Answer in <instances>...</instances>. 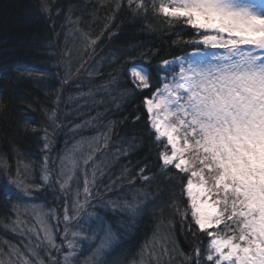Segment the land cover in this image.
<instances>
[{
    "label": "snow or ice",
    "instance_id": "obj_1",
    "mask_svg": "<svg viewBox=\"0 0 264 264\" xmlns=\"http://www.w3.org/2000/svg\"><path fill=\"white\" fill-rule=\"evenodd\" d=\"M52 3L38 0L37 11L51 20L52 34L59 40ZM123 3L133 16L146 18L151 13L162 25H179V33L190 29L187 39L178 35L174 43L186 44L192 51L165 59L155 69L132 65L125 73L131 89H121L119 77L110 74L108 82L70 100L96 105L111 101L119 109L129 96L152 89L144 96L143 107L147 135L157 149L158 171L149 176L146 166L141 167L137 175L144 185L127 191L122 190L126 178L135 184L127 168L104 182L111 167L108 160L127 155L135 142L127 148L117 146L109 157L118 121L109 120L95 135L82 134L101 121L104 113L99 112L69 127L74 142L69 147L66 139L65 148L53 155L58 130L67 127L59 111L61 94L73 76L72 50L65 47L58 63L66 71L53 74L60 87L49 89L57 95L53 107L43 109L48 123L32 128L41 133L39 181L28 179L32 169L28 165L21 169L22 161L15 177L8 175L6 158L0 157V168L7 175L6 182H0V197L11 203L8 222L0 226L22 238L14 243L0 237V264H120L114 254L145 217L155 221L152 235L135 254L121 249L125 264H162L165 257L171 264L174 254L181 257L180 264H264V0H116L114 10ZM60 14L57 9L55 16ZM79 23V18L72 20L69 8L64 24L72 28L64 34L65 44L73 32L87 41L76 73L87 63L83 56L89 49L95 52L99 39H90ZM43 47L55 55L51 42ZM100 66L98 62L88 76L99 75ZM12 72L17 80L50 75L33 68ZM11 79L10 73L0 71V80ZM6 107L0 102V113ZM63 115L67 118L69 113ZM139 119L137 115L135 120ZM157 176L169 182L175 179L180 198L171 184L168 201L157 199L163 191L159 184L155 193L148 192L145 186L151 187ZM42 190L51 191L60 207L36 202L33 198ZM165 207L172 213L167 219ZM109 213L119 218L113 220ZM176 216L181 231L186 228L196 241L191 253L177 249Z\"/></svg>",
    "mask_w": 264,
    "mask_h": 264
},
{
    "label": "trees",
    "instance_id": "obj_2",
    "mask_svg": "<svg viewBox=\"0 0 264 264\" xmlns=\"http://www.w3.org/2000/svg\"><path fill=\"white\" fill-rule=\"evenodd\" d=\"M37 3L38 0H0V71H6L12 76L9 81L0 80V102L7 106L6 110L0 113V157L6 158L9 165L8 175L15 177L17 164L22 161L21 169L25 165L32 169V174L28 179L39 181V166L43 160L41 133L33 132L32 128L41 123H48L43 109L53 107V100L57 93L49 89L60 87L53 74L59 72L63 75L66 71L65 66L58 61L59 54L67 47L72 50L71 71L73 76L61 94L59 109L61 120L67 127L58 130L53 155L59 154L65 148L66 139L69 147L74 142V138L68 132L69 127L95 117L98 112L104 113L98 124L93 128L85 129L82 134L95 135L104 130L109 120L118 121L107 149L109 157L116 151L117 146L127 148L130 143L135 142L133 150L127 155L120 156L118 160H108L111 167L104 177V182H108L109 176L114 179L121 175L127 168V176L134 179L135 184H129L126 178L122 190L139 188L144 185V181L137 175L141 167L146 166V174L149 176L158 171L157 149L148 138L147 114L143 107L144 96L150 95L152 89L129 96L119 109L115 108L111 101L96 105L85 99L74 102L70 100V97H75L81 92L86 93L89 87L94 90L99 84L108 82L110 74L119 77L118 84L121 89L124 87L131 89L133 85L125 73L132 65L155 69L165 59L170 60L192 51L191 47L186 44L174 43L178 35L187 39L191 35V30L179 33V25L169 28L167 25H162L151 13L146 18L133 16L126 3L122 4L119 11H115L116 0H54L51 5L53 19H55L56 31L61 32L57 40L52 34L51 20L46 19L43 14H38ZM69 8L72 9V20L79 18L80 30L88 33L90 39L99 37L95 52L89 49V55L83 56L87 63L79 73H76V68L81 62L79 53L87 41L80 39V32H73L68 36L67 45L65 44L64 34L72 28V25L64 24V14ZM57 9L61 10L59 16H55ZM109 17L112 18L109 19ZM61 24H64L63 31L60 28ZM48 42L55 46V55H50L49 52L52 50H45L43 47ZM98 62L101 65L99 75L89 77L88 72L93 71ZM14 68L39 69L50 75L42 79L17 80V74L12 72ZM77 84L82 87L77 88ZM96 98L99 99V94ZM63 113H69L67 118ZM137 115L140 116L138 121L135 120ZM28 118H31V123L26 124ZM75 139H79V136ZM122 141L124 143H121ZM6 180L5 170L0 168V182H6ZM158 184L163 191L157 199L164 201L170 199V192L173 188L169 187V184L174 186L177 198H180L179 184L175 179L169 182L157 176L156 180L152 181L151 187L145 186L146 190L155 193ZM33 199L36 202L60 207L51 191L42 190ZM151 202L150 199L149 203ZM10 210L11 203L0 197V223L8 222L9 215H11ZM109 215L113 220L119 218L111 213ZM171 215V209L165 207V219ZM174 219L176 222L174 239L177 249L184 253H191L196 241L186 228L183 232L181 231L180 218L176 216ZM154 224L155 221L152 218L145 217L131 236L123 238L122 244H134L131 245L134 249L130 250L132 254H135L145 240L151 237ZM61 228L63 229L62 223ZM0 237L10 239L14 243L22 239L4 232L2 226H0ZM135 247L139 249L136 250ZM174 256L171 264H180L181 257L178 254ZM162 264H169L167 257L164 258Z\"/></svg>",
    "mask_w": 264,
    "mask_h": 264
},
{
    "label": "rangeland",
    "instance_id": "obj_3",
    "mask_svg": "<svg viewBox=\"0 0 264 264\" xmlns=\"http://www.w3.org/2000/svg\"><path fill=\"white\" fill-rule=\"evenodd\" d=\"M183 56V55H182ZM171 60V59H170ZM130 69V68H129ZM128 69V70H129ZM62 227H63V224H62ZM61 231L63 232V229L61 228L60 229V232L59 233H57V241L59 242V240H60V237H61V235L60 234H62L61 233ZM130 245V246H129ZM131 245H134V244H121V247L120 248H118L117 249V251H116V253L114 254L116 257H118L119 258V260H120V264H125V258L124 257H121L119 254H120V251H121V249H124V248H127V249H134V247H132ZM135 249L136 250H138L139 248L138 247H135ZM131 253H132V251H131ZM130 257L131 256H129L127 259H130Z\"/></svg>",
    "mask_w": 264,
    "mask_h": 264
}]
</instances>
